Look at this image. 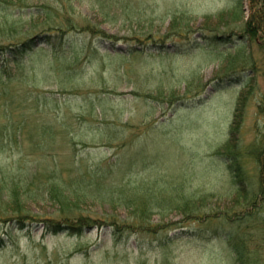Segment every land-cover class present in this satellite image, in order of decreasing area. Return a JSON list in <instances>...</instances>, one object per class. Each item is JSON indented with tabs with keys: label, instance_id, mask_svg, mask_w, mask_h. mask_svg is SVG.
Instances as JSON below:
<instances>
[{
	"label": "rangeland",
	"instance_id": "1",
	"mask_svg": "<svg viewBox=\"0 0 264 264\" xmlns=\"http://www.w3.org/2000/svg\"><path fill=\"white\" fill-rule=\"evenodd\" d=\"M250 15L248 0H0V264H264Z\"/></svg>",
	"mask_w": 264,
	"mask_h": 264
},
{
	"label": "trees",
	"instance_id": "2",
	"mask_svg": "<svg viewBox=\"0 0 264 264\" xmlns=\"http://www.w3.org/2000/svg\"><path fill=\"white\" fill-rule=\"evenodd\" d=\"M248 1H249L250 9H251V15H250L249 21L247 22L246 27L250 28V29H248V33L253 38L259 37L261 39V42L258 43V45H260L261 43H264V0H248ZM256 41H257V39H256ZM242 44H243L242 42H239L237 44V46L242 47ZM22 45H23V43L20 44L19 46H17L16 49H10L11 51L13 50V52L16 53L15 60H13L14 62H18L19 57H21L22 54L27 50V49L23 48ZM1 50L2 49H0V53L2 52ZM240 104H242V103H240ZM237 122H238V118H236V120L234 121L233 127L231 129L232 131L235 128ZM234 130H236V129H234ZM3 183L4 182H2L0 184V192H1L2 187H4L2 185ZM12 187H13L12 191H10V199L13 201L20 200V197H19L20 191H19V189H17L18 186L15 185ZM3 189H2V194L4 191ZM54 198L58 199L60 202H62V199L58 198L57 196H54ZM82 223H84V222L81 220L76 224L67 223L64 226L63 225L58 226L57 222H54V220L47 219V223H45V229L47 231L49 230L53 233H57V232H60L62 230H69L73 233H77V232H81L82 225H84ZM225 236H226V234H225ZM226 238L232 243V247L234 248V250L237 251L236 255L239 258H241L242 252H245L242 248H240L241 246L244 245V239L242 238V236H239V235L235 236V235H231V233H229V234H227Z\"/></svg>",
	"mask_w": 264,
	"mask_h": 264
}]
</instances>
